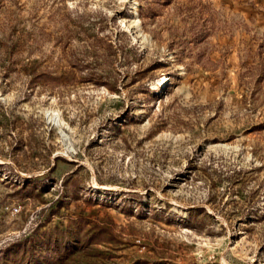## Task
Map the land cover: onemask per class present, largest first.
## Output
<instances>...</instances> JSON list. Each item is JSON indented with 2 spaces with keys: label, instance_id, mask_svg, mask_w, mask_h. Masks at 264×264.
Wrapping results in <instances>:
<instances>
[{
  "label": "rangeland",
  "instance_id": "1",
  "mask_svg": "<svg viewBox=\"0 0 264 264\" xmlns=\"http://www.w3.org/2000/svg\"><path fill=\"white\" fill-rule=\"evenodd\" d=\"M0 264H264V0H0Z\"/></svg>",
  "mask_w": 264,
  "mask_h": 264
},
{
  "label": "trees",
  "instance_id": "2",
  "mask_svg": "<svg viewBox=\"0 0 264 264\" xmlns=\"http://www.w3.org/2000/svg\"><path fill=\"white\" fill-rule=\"evenodd\" d=\"M100 79H102V80H97V81H99V82H97V83H103V81H104V77H102V78H100ZM96 81V80H95ZM104 83H106V82H104ZM117 84H118V81L116 82ZM108 85V87H111L112 88V86H110L109 84H107ZM115 91V90H114ZM118 91V90H117ZM24 190H28L29 189V185H27V186H25L24 188H23Z\"/></svg>",
  "mask_w": 264,
  "mask_h": 264
},
{
  "label": "built area",
  "instance_id": "3",
  "mask_svg": "<svg viewBox=\"0 0 264 264\" xmlns=\"http://www.w3.org/2000/svg\"><path fill=\"white\" fill-rule=\"evenodd\" d=\"M18 212H19V209L18 208H14L12 214L15 215V213H18Z\"/></svg>",
  "mask_w": 264,
  "mask_h": 264
},
{
  "label": "bare ground",
  "instance_id": "4",
  "mask_svg": "<svg viewBox=\"0 0 264 264\" xmlns=\"http://www.w3.org/2000/svg\"><path fill=\"white\" fill-rule=\"evenodd\" d=\"M164 83H165V81H164Z\"/></svg>",
  "mask_w": 264,
  "mask_h": 264
}]
</instances>
